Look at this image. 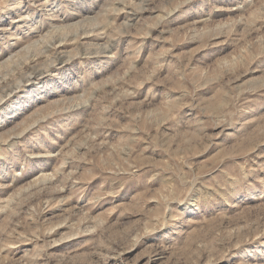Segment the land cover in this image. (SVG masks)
I'll return each instance as SVG.
<instances>
[{
	"label": "rangeland",
	"instance_id": "374dc122",
	"mask_svg": "<svg viewBox=\"0 0 264 264\" xmlns=\"http://www.w3.org/2000/svg\"><path fill=\"white\" fill-rule=\"evenodd\" d=\"M0 264H264V0H0Z\"/></svg>",
	"mask_w": 264,
	"mask_h": 264
}]
</instances>
